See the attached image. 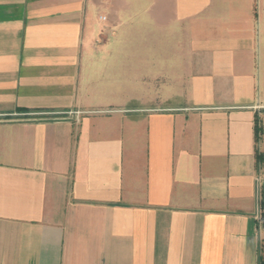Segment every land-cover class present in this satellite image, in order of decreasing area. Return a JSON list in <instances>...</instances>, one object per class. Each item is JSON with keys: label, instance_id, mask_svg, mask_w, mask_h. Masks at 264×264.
Segmentation results:
<instances>
[{"label": "crops", "instance_id": "1", "mask_svg": "<svg viewBox=\"0 0 264 264\" xmlns=\"http://www.w3.org/2000/svg\"><path fill=\"white\" fill-rule=\"evenodd\" d=\"M0 264H264V0H0Z\"/></svg>", "mask_w": 264, "mask_h": 264}, {"label": "trees", "instance_id": "2", "mask_svg": "<svg viewBox=\"0 0 264 264\" xmlns=\"http://www.w3.org/2000/svg\"><path fill=\"white\" fill-rule=\"evenodd\" d=\"M256 129H257L258 131L261 130V127H260L259 123L256 124ZM258 139H259V137H258Z\"/></svg>", "mask_w": 264, "mask_h": 264}, {"label": "built area", "instance_id": "3", "mask_svg": "<svg viewBox=\"0 0 264 264\" xmlns=\"http://www.w3.org/2000/svg\"><path fill=\"white\" fill-rule=\"evenodd\" d=\"M75 114H78L77 112Z\"/></svg>", "mask_w": 264, "mask_h": 264}]
</instances>
